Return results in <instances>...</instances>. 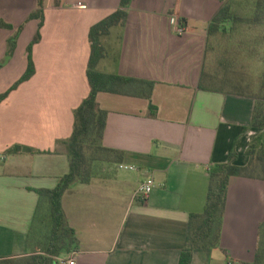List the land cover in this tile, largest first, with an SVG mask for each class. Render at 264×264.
I'll list each match as a JSON object with an SVG mask.
<instances>
[{
    "label": "crops",
    "instance_id": "1",
    "mask_svg": "<svg viewBox=\"0 0 264 264\" xmlns=\"http://www.w3.org/2000/svg\"><path fill=\"white\" fill-rule=\"evenodd\" d=\"M120 2L44 0L41 40L32 51L36 72L0 102V258L33 251L29 233L41 201L35 189L55 188L68 173L61 141L71 137L75 110L90 92V29ZM223 5L132 0L126 24L103 39L107 56L100 71L154 85L151 99L143 96L145 84L129 86L125 94L98 93L107 111L103 144L124 154L120 162H96L90 183H76L64 193L63 208L79 247L60 261L72 256L76 264H179L190 214L204 210L211 168L234 151V163L247 165L248 149L264 139V130L251 126L256 100L213 86L207 69L208 28ZM37 7L38 0H0V95L27 70L28 46L39 27L29 17ZM17 145L23 151H9ZM119 163L139 170H121ZM149 176L156 186L143 200L136 191ZM263 220L264 180L233 178L220 243L195 250L192 264H254Z\"/></svg>",
    "mask_w": 264,
    "mask_h": 264
},
{
    "label": "trees",
    "instance_id": "2",
    "mask_svg": "<svg viewBox=\"0 0 264 264\" xmlns=\"http://www.w3.org/2000/svg\"><path fill=\"white\" fill-rule=\"evenodd\" d=\"M131 1L121 0L120 7L117 10L94 24L90 29L91 56L87 70L90 92L75 110L74 129L71 137L61 141L66 147L70 169L68 173L60 178L55 188L35 189L40 195L41 201L29 233L30 243L34 242L32 253L19 257L23 258L19 262L14 261L16 257L0 258V264H61L60 256L69 255L79 247L76 230L70 226L63 208L62 199L64 193L76 183H90L96 162L109 158H114L116 162L122 161L124 154L122 151L108 148L103 144L107 126V111L99 106L97 101L98 93L125 94L129 86L145 84L148 87V92L144 93L143 96L151 99L154 83L100 71L98 64L107 56V49L103 39L110 35L112 28L126 24L128 18L127 8ZM222 1H224V5L215 15L208 28L210 40L218 33L225 32L227 30L226 24L243 20V17L233 11L228 1ZM262 4L263 1H260L257 6L260 8ZM44 7V0H38L37 9L29 17V19H38L39 27L34 39L28 46L27 70L10 89L0 95V102L21 83L31 79L36 72L32 51L34 45L41 40ZM262 10L258 11L255 18H261ZM1 25L11 27L7 23H1ZM18 34L19 32L9 41L8 55H12L15 50ZM205 74L207 75V72ZM211 77L212 85L217 86L214 84L218 82L217 78L215 76ZM225 81L227 80L223 82L225 85L230 82ZM236 90L243 91L240 88H236ZM261 92L259 96L251 95L256 100L251 126L264 130V80L261 83ZM150 108L153 111V108L156 107L150 104ZM9 151L20 152L23 151V147L17 145L9 149ZM247 154L250 157L247 165L241 166L234 163L237 158V153L234 151L227 162L216 163L211 168L206 204L202 212L190 214L186 245L181 251L179 264H192L193 254L197 249L214 248L219 245L228 187L233 178L250 177L264 180L263 137L252 143ZM254 264H264V220L260 226Z\"/></svg>",
    "mask_w": 264,
    "mask_h": 264
},
{
    "label": "rangeland",
    "instance_id": "3",
    "mask_svg": "<svg viewBox=\"0 0 264 264\" xmlns=\"http://www.w3.org/2000/svg\"><path fill=\"white\" fill-rule=\"evenodd\" d=\"M263 1L260 8L258 2ZM243 20L226 24L227 30L213 36L209 44L208 68L224 89L240 88L259 96L264 80V0H228ZM261 18H255L258 11ZM19 36V34H18ZM224 80L228 85L223 84ZM222 83V84H221ZM16 257L14 261H22Z\"/></svg>",
    "mask_w": 264,
    "mask_h": 264
},
{
    "label": "built area",
    "instance_id": "4",
    "mask_svg": "<svg viewBox=\"0 0 264 264\" xmlns=\"http://www.w3.org/2000/svg\"><path fill=\"white\" fill-rule=\"evenodd\" d=\"M178 33L183 34L185 32L184 27L180 26L177 28ZM119 169L126 170V171H138L139 168L135 165L126 164V163H119L118 164ZM156 186V180L153 176H149L146 178L138 187L136 191V196L142 198L145 200L149 194L153 191V189ZM61 263L64 264H76V259L72 256L68 259L61 260Z\"/></svg>",
    "mask_w": 264,
    "mask_h": 264
},
{
    "label": "water",
    "instance_id": "5",
    "mask_svg": "<svg viewBox=\"0 0 264 264\" xmlns=\"http://www.w3.org/2000/svg\"><path fill=\"white\" fill-rule=\"evenodd\" d=\"M6 60H8V59H6Z\"/></svg>",
    "mask_w": 264,
    "mask_h": 264
}]
</instances>
